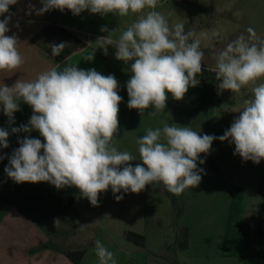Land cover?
<instances>
[{
	"label": "clouds",
	"instance_id": "9594fccd",
	"mask_svg": "<svg viewBox=\"0 0 264 264\" xmlns=\"http://www.w3.org/2000/svg\"><path fill=\"white\" fill-rule=\"evenodd\" d=\"M18 0H0V71H12L24 64L18 50L20 41L16 34L6 35L11 29L10 6ZM37 14L50 10L70 11L79 16L108 14L126 17L147 11L132 22L117 39L116 29L102 27L96 40L105 56L109 46L115 49V59L129 65L131 76L126 82L127 107L138 110L142 116L153 109L154 116L166 108L168 94L179 101L190 87H196L202 72L205 53L201 41L192 39L194 33L185 31L182 23L170 26L166 17L156 11L158 0H40ZM7 14V15H5ZM16 27H19L17 24ZM248 36L240 34L226 46L214 52L216 79L219 90L239 93L245 86L264 78V39L252 27ZM66 43L50 44L51 54L59 56ZM95 52V51H94ZM94 52L85 59L92 61ZM120 85L114 75L107 76L95 69H80L65 64L62 70L50 68L33 80L17 79L11 86H0V107L15 122L14 114L20 103L29 105L32 115L27 124L0 128V148H8L10 134L38 131L39 138L25 136L18 140L19 147L7 157L4 172L17 184L47 182L56 189L75 187L82 198L94 207L99 206V196L111 189L117 193H140L146 186H160L179 196L188 188L197 187L202 180L204 164L201 154H209L214 140L235 145L234 155L244 161L259 164L264 160V83L252 88V97L245 101L224 134H203L189 126H179L162 121V128H149L137 140L140 162L131 163L135 157L115 146L119 131L118 94ZM0 155V160L4 159ZM59 219L54 220L58 227ZM86 224L80 225L83 230ZM99 264H117L114 253L100 240L95 241Z\"/></svg>",
	"mask_w": 264,
	"mask_h": 264
},
{
	"label": "rangeland",
	"instance_id": "374dc122",
	"mask_svg": "<svg viewBox=\"0 0 264 264\" xmlns=\"http://www.w3.org/2000/svg\"><path fill=\"white\" fill-rule=\"evenodd\" d=\"M150 10L146 8L141 13H130L126 17L113 14L100 16L87 11L74 16L65 10L77 29L76 34L91 51L89 54L95 51L94 59L89 61L91 69L105 76L112 74L119 82L118 94L123 100L119 104V131L115 146L119 151H128L135 157L131 162L133 166L141 163L137 140L146 135L149 128H162V121H167L189 126L201 135L219 137L238 117L245 101L252 97V88L264 83V78H261L239 93L219 90V81L213 71V53L223 49L240 34L247 37V28L252 27L256 35L264 39V0H158L155 10L166 17L170 26L182 23L186 32L194 33L192 39L201 41L200 48L205 56L202 72L197 76L200 83L190 87L182 100L177 101L168 94L165 110L154 116L149 115L153 109L145 110L142 116L138 110L129 109L126 82L131 76L130 66L115 59V49L111 46L105 56L96 40L99 36L108 35L100 31L105 26L110 31L116 29L113 39H117L132 22ZM234 151V144L217 139L213 141L209 154H201L200 158L205 163H198V167L204 169L200 184L186 189L179 196L174 195L183 210L177 227L173 224L170 199L173 194L162 185L146 186L138 194L117 193L123 195L120 201L115 199L111 189L100 194L98 207L107 208L110 213L106 221L98 213V222H103L104 230L111 235H115L118 229L143 235L144 247L124 241L141 252L146 264H264L245 256H219L221 251L227 250L248 253L246 247L252 242L246 228L252 222L251 210L247 208L252 201L250 188L264 169V160L254 164L234 155ZM85 199L81 195L76 197L72 204L76 212L84 209ZM182 227L190 233V246L184 251L178 250L175 243V234L181 233Z\"/></svg>",
	"mask_w": 264,
	"mask_h": 264
},
{
	"label": "crops",
	"instance_id": "0c3cea01",
	"mask_svg": "<svg viewBox=\"0 0 264 264\" xmlns=\"http://www.w3.org/2000/svg\"><path fill=\"white\" fill-rule=\"evenodd\" d=\"M30 5H34L35 9L42 6L40 0H18L16 5L10 6L12 17L8 26L11 31L6 35L18 36L20 40L18 50L25 62L18 69L0 71V86L3 84L11 86L17 79L33 80L39 73L50 68L62 70L65 64L77 65L84 70L91 69V63L85 59L91 52L88 46L56 63L30 42L31 36L49 20L74 33L77 30L72 25L70 16L66 15L67 12L50 10L40 15ZM3 18L0 16V19ZM17 24L19 27H16ZM20 109L14 114L15 122L9 124L8 117L3 114L0 107V128L11 132V128L27 124L32 109L23 102L20 103ZM25 136L39 138L43 142L38 131L20 132L9 135L8 148H0V155L5 157L0 160V264H74L64 255V251L73 250H83L78 264H99L95 254L96 240H100L114 253L117 264H146L141 258V252H138L135 246L126 244L124 231L118 229L115 235H111L104 230L103 222H98V213H101V219L105 221L108 219L110 211L107 208L86 205L84 198V209L79 212L74 210L72 204L80 195L77 188L56 189L47 182L17 184L7 177L4 172L8 165L7 157L19 147L18 140ZM262 172L264 169L253 181L250 188L252 191H255ZM251 190L252 201L247 208L251 210L252 222L247 224L246 228L250 232L252 242L246 247L248 253H231L227 250L219 253L221 257L245 256L264 262V197ZM55 219L61 221L58 227L54 226ZM82 224L86 226L80 230ZM189 235L188 232V238ZM189 246L188 240L187 249Z\"/></svg>",
	"mask_w": 264,
	"mask_h": 264
},
{
	"label": "trees",
	"instance_id": "16d2710c",
	"mask_svg": "<svg viewBox=\"0 0 264 264\" xmlns=\"http://www.w3.org/2000/svg\"><path fill=\"white\" fill-rule=\"evenodd\" d=\"M30 42L46 57L50 58L56 63L63 61L69 55L83 49L87 46L86 42L83 41L76 33L70 31L64 26L58 24L53 20H49L30 38ZM61 42L66 43L65 49L61 52L59 56H53L51 54L50 44ZM256 193L261 197H264V172L257 183ZM171 203L173 205V224L178 226L180 218L183 214L182 207L177 204L176 198L174 195H170ZM86 205H91L90 202L86 199ZM181 233L176 232V247L180 251H184L188 247V233L185 227H182ZM123 237L126 241L137 245L139 247L145 246V238L143 235L132 232L124 231ZM64 255L72 261L74 264H78L82 255L83 250H73V251H64ZM179 264V263H178Z\"/></svg>",
	"mask_w": 264,
	"mask_h": 264
}]
</instances>
